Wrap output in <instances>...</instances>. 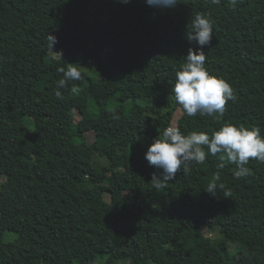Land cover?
<instances>
[{"label": "trees", "instance_id": "1", "mask_svg": "<svg viewBox=\"0 0 264 264\" xmlns=\"http://www.w3.org/2000/svg\"><path fill=\"white\" fill-rule=\"evenodd\" d=\"M91 4L109 14L89 19ZM197 13L213 26L205 67L236 96L215 118L188 117L172 92L200 47L187 39ZM89 56L104 76L83 68ZM69 66L82 79L58 89ZM228 123L264 136V0H0V264H225L233 239L230 264H264V163L250 158L236 177L203 146L204 163L157 189L163 170L144 158L170 125L211 137ZM187 218L199 225L183 228Z\"/></svg>", "mask_w": 264, "mask_h": 264}, {"label": "clouds", "instance_id": "2", "mask_svg": "<svg viewBox=\"0 0 264 264\" xmlns=\"http://www.w3.org/2000/svg\"><path fill=\"white\" fill-rule=\"evenodd\" d=\"M121 2L127 4L130 0ZM217 2L219 0H213V3ZM146 3L152 7L175 8L180 0H146ZM237 3L238 0H230L233 8ZM212 33V22L203 14L197 13L187 25V39L200 47L199 50H188L181 70L176 72L172 92L188 117L199 115L215 118L217 114L222 116L228 102L236 100L232 86L223 78L210 75L205 67L206 55L203 48L211 44ZM47 39L52 50L57 39L54 35H49ZM58 72L62 74L57 82L58 89L65 87L68 81L82 79L81 71L75 66L60 67ZM55 94L62 99L60 91L57 90ZM203 146H207L208 154H220L222 161L227 158L235 163L238 166L234 173L236 177L250 173V169L246 167L250 158L264 163V136H261L260 129L255 126L249 129L228 123L210 137L206 132L196 131L185 135L179 127L170 125L163 131L162 137L148 147L144 156L150 166L163 170L162 179L153 176L154 186L158 189L173 180L178 170L186 173L190 163H204L206 151ZM215 190L216 185L213 183L205 191L214 195Z\"/></svg>", "mask_w": 264, "mask_h": 264}, {"label": "rangeland", "instance_id": "3", "mask_svg": "<svg viewBox=\"0 0 264 264\" xmlns=\"http://www.w3.org/2000/svg\"><path fill=\"white\" fill-rule=\"evenodd\" d=\"M108 14H109L108 9H105V8L98 6V5L91 4L88 8V15L87 16L89 19H93V18L100 17V16L105 17ZM109 50L110 49H106L102 55L105 56L109 52ZM83 68L87 72H89V74L93 77L100 78V77L104 76V67L100 64L99 60L97 61L92 56H89L87 58L86 63H85ZM131 104H132V101H128L126 103L127 106H131ZM179 115H180V112L177 111L175 118H178ZM87 138H88V141L90 143H92L95 140V132L94 131L88 132ZM96 160H97L99 167L107 165V163H108L107 159L103 158V157H97ZM120 173H121V171H117V174H120ZM164 196H165V194H164ZM155 202H156L155 204L160 203L159 201H155ZM192 225L198 226L199 224L197 222H195L194 220H192L191 218H187V219H185L182 227L188 228ZM203 232L206 236L212 238L213 240H217V239L224 237V235L220 232V230L218 228H215V229L204 228ZM166 238H167V235H163V236L159 237L156 241H154L153 244H154V247L156 250L159 249L160 242ZM222 249L224 250L222 253L223 262L225 264H230L231 256L235 253V251L237 249L236 244L234 242V239L231 240L226 245V247H222ZM96 264H98V263H96ZM122 264H128V263L122 262Z\"/></svg>", "mask_w": 264, "mask_h": 264}]
</instances>
